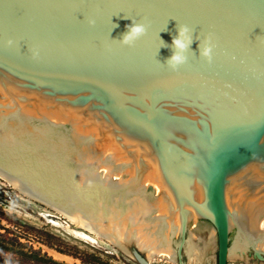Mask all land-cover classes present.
I'll return each mask as SVG.
<instances>
[{"label": "water", "instance_id": "water-1", "mask_svg": "<svg viewBox=\"0 0 264 264\" xmlns=\"http://www.w3.org/2000/svg\"><path fill=\"white\" fill-rule=\"evenodd\" d=\"M134 21L146 32L123 45ZM179 27L193 43L173 70ZM1 94L11 99L0 103L1 126L23 115L21 101L41 102L98 123L137 168L156 162L181 227L178 264L197 218L216 230L217 264H229L232 230L249 229L228 200L243 187L264 199V0H0ZM32 126L20 143L0 131V165L53 187L33 171L59 152L33 141L43 121ZM248 249L264 261V250ZM126 254L154 264L138 248Z\"/></svg>", "mask_w": 264, "mask_h": 264}, {"label": "bare ground", "instance_id": "bare-ground-1", "mask_svg": "<svg viewBox=\"0 0 264 264\" xmlns=\"http://www.w3.org/2000/svg\"><path fill=\"white\" fill-rule=\"evenodd\" d=\"M7 97L1 94L0 103L5 105ZM20 105L23 115H14L0 125L3 137L11 140L15 134L16 143H20L37 132L30 128L33 121H43L41 131L45 132L33 136V141L39 142L41 137L49 141L61 160L46 159L34 167L33 172L53 187L39 189L5 165H0V178L23 196L65 216L77 228L107 239L125 252L136 243L149 260L158 257L176 263L172 241L181 227L171 213L169 200L162 198L167 186L156 162L150 160L144 170L137 168L115 139L86 117L41 102L30 106L21 101ZM230 200L229 209L249 229H239L230 248L229 260L236 261L250 246L264 249V199L255 193L246 207L238 208ZM207 248V244H186L194 263L203 264Z\"/></svg>", "mask_w": 264, "mask_h": 264}, {"label": "rangeland", "instance_id": "rangeland-1", "mask_svg": "<svg viewBox=\"0 0 264 264\" xmlns=\"http://www.w3.org/2000/svg\"><path fill=\"white\" fill-rule=\"evenodd\" d=\"M7 98L8 101L5 104L11 103L10 97ZM18 102L20 101L18 100ZM151 163L153 164V162ZM251 196L246 193L243 187L229 200L233 202L234 208H238V206L246 207ZM162 198L166 199L164 194H162ZM2 215H7V218H2ZM174 219L179 220L177 214ZM32 227L43 229L44 232L55 235L56 239L53 242L57 246L48 245L47 238L32 230ZM0 233L3 235L2 241L7 245V248L0 247V264H49L46 262L47 259H54L64 264H87L78 258L58 251V249L68 250L69 247H73L81 255H85V252L93 253L105 264H140L111 241L96 237L85 232V230L77 228L65 216L23 196L1 178ZM237 237L238 232L233 229L231 232V247L235 244ZM180 241V232L177 231L173 235L172 241L175 248L180 244ZM188 242L207 244L210 248H207L204 259V262H206H203V264H217L218 238L216 230L210 222L198 220V218L192 219L188 226ZM128 247L139 249L136 243H132ZM144 255L147 257L145 252ZM184 259L187 264H202L194 263L191 260L192 258L186 251V246L184 248ZM150 262L154 264H178V262L171 263L165 258L158 257L150 260ZM229 264H264V261L254 257L253 250L248 249L243 254L242 259L229 260Z\"/></svg>", "mask_w": 264, "mask_h": 264}, {"label": "clouds", "instance_id": "clouds-1", "mask_svg": "<svg viewBox=\"0 0 264 264\" xmlns=\"http://www.w3.org/2000/svg\"><path fill=\"white\" fill-rule=\"evenodd\" d=\"M126 27L127 31L122 34V39L120 40V42L126 46H132L134 42L142 37L146 32L145 25L135 21ZM188 32L189 29L187 27H179L178 34L172 39V55L166 61V64L173 70L186 62L187 58L184 53L191 48L193 43V39L189 37ZM199 54L211 62L212 48L210 46H206L201 50L199 44Z\"/></svg>", "mask_w": 264, "mask_h": 264}, {"label": "trees", "instance_id": "trees-1", "mask_svg": "<svg viewBox=\"0 0 264 264\" xmlns=\"http://www.w3.org/2000/svg\"><path fill=\"white\" fill-rule=\"evenodd\" d=\"M4 214V213H1ZM2 218L6 219L7 215H2ZM32 230L36 231L38 234L44 236L47 238V244L50 246H57L53 240L56 239L55 235H53L50 232H44L43 229H37L32 227ZM2 237L3 235L0 233V247L1 248H7V245H5L6 243H4L2 241ZM58 251L60 253H64V254H68L70 256H73L75 258H78L80 260H82L83 262L87 263V264H105L103 263V261L97 257V255H94L93 253H89V252H85V255H81L80 253H78L79 251L74 250L73 247H69L68 250H64V249H58ZM49 264H64V263H60L54 259H47V261Z\"/></svg>", "mask_w": 264, "mask_h": 264}]
</instances>
